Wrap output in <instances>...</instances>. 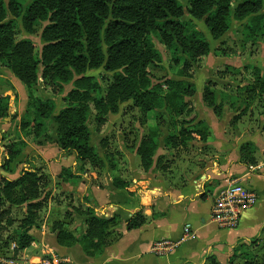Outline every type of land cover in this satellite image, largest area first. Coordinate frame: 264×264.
Returning a JSON list of instances; mask_svg holds the SVG:
<instances>
[{"label": "trees", "instance_id": "trees-1", "mask_svg": "<svg viewBox=\"0 0 264 264\" xmlns=\"http://www.w3.org/2000/svg\"><path fill=\"white\" fill-rule=\"evenodd\" d=\"M26 2L0 0V63L28 88L36 84L39 76L51 84H71L65 97L66 106L55 117L58 144L64 152L75 153L78 160H88L94 166L100 156L90 145L88 121L92 107L98 113L99 123H105L108 114L116 113L119 105L129 100L143 112L164 107L178 115L189 112L186 98L194 92L190 83L152 81L148 68L162 62L153 38H159L174 63L180 64L186 59L197 62L210 50L207 37L193 20L184 19L186 14L198 20L207 18L208 30L216 40L230 29L236 3L235 16L239 20L255 15L254 28L264 25V13L256 15L264 8V0H189L187 7L180 0H34L27 6ZM18 18L28 33H34V26L48 21L42 32L41 54L32 40L19 38ZM99 69L105 71L99 78L87 74ZM254 76L256 84L249 92L259 87L264 95V74L256 69ZM163 85L167 86V93ZM213 95L207 86L203 99L217 112L220 107ZM34 104L43 118L55 110L53 103L47 105L41 99ZM8 109L9 100L0 96V120ZM194 135L202 141L206 139L197 127L184 126L178 135L166 139L167 146H187ZM157 147L152 137L144 136L137 148L145 172L153 166ZM49 185L48 179L38 176L35 170L24 171L15 180L0 172V231L7 233L14 223L15 219L9 217L13 209L25 208L16 229L1 239L3 255L10 252L12 244L16 245L13 257L32 245L34 238L30 232L41 225L39 212L44 207L41 192ZM124 186L127 187L126 184L115 187ZM80 215L86 216V227L79 237L66 228L65 222H52L50 229L60 246L78 244L87 256L96 257L122 237L118 215L97 217L90 208ZM146 221L144 213L138 212L127 221L126 228L128 231L140 228ZM208 264L221 263L215 257H208Z\"/></svg>", "mask_w": 264, "mask_h": 264}, {"label": "rangeland", "instance_id": "rangeland-1", "mask_svg": "<svg viewBox=\"0 0 264 264\" xmlns=\"http://www.w3.org/2000/svg\"><path fill=\"white\" fill-rule=\"evenodd\" d=\"M180 1L184 7L188 6L189 0ZM33 2L27 0L26 6ZM237 6L236 3L230 29L218 40L209 32L207 18L198 20L185 15L184 19L193 20L210 44L209 53L197 62L186 59L183 63H174L161 40L153 38L162 62L160 66L148 68L152 81L154 84H164L169 80L190 83L194 92L186 98L189 112L178 115L166 107L143 112L133 100H129L120 104L116 113L108 114L105 123H99L98 113L92 107L88 127L90 145L100 156L97 166L88 160H78L75 153L64 152L58 144L55 117L66 106L65 97L72 88L71 84H51L39 76L36 84L28 88L0 63V96L9 100V109L0 120V172L7 179L15 180L22 172L35 170L38 176L48 179L50 185L41 192L44 207L39 212L40 224L48 221L51 227L53 221H63L66 228L76 234L83 224L85 231L86 216L80 213L86 209L79 205L76 193L59 187L63 182H70L76 191L79 185L77 179L84 176L85 170H89L90 180L95 179L106 189V183L130 187L132 180L137 178L136 173L159 172L169 182L179 183L184 175L201 173L208 162L222 154L221 148L225 152L231 151L230 156L235 154L234 162L256 169L264 167V95L259 87L253 93L249 92L256 84V69L264 74V25L257 24V29L254 28L255 15L239 20L235 16ZM263 13L264 8L256 15ZM17 22L19 38L32 40L41 54L44 46L42 32L48 21L34 26V33L26 31L21 18ZM104 73L103 69L87 72L98 78ZM207 86L220 107L217 112L208 107L203 99ZM163 89L167 93L166 85ZM37 99L47 102V105L54 104L55 110L50 116L43 118L39 115L34 104ZM184 126L197 127L206 136L205 141L194 135L187 146H167L166 139L178 135ZM144 136L152 137L158 146L153 166L148 172L142 169L137 155ZM225 155H221L220 159ZM173 179L179 182H172ZM115 186L121 190L127 188ZM24 209L12 210L9 217L15 220L12 225H6V228L9 226L7 233L0 231V248L1 239L19 225ZM119 220L121 226L124 223L121 216ZM251 243L236 247L223 264L264 263V242ZM11 249L14 248L11 246L9 251L12 252ZM11 252L3 255L0 250V259L8 257Z\"/></svg>", "mask_w": 264, "mask_h": 264}, {"label": "crops", "instance_id": "crops-1", "mask_svg": "<svg viewBox=\"0 0 264 264\" xmlns=\"http://www.w3.org/2000/svg\"><path fill=\"white\" fill-rule=\"evenodd\" d=\"M220 150L221 155H226L221 159V155L216 156L195 176L184 175L180 182L172 180L179 183L169 182L159 172L136 173L130 187L121 190L106 183V189L95 179L90 180V172L85 170L84 176L77 179L76 191L70 182L59 187L76 193L79 205L85 209L94 208L106 218L121 216L124 223L119 229L120 240L102 255L89 257L78 244L60 246L49 222L45 221L30 232L34 238L30 247L17 257L12 255L16 247L11 249L9 257L1 258L0 264H39L45 257L65 260L68 264H208V257L225 263L236 247L253 241L264 242V167L256 169L234 162L235 154L230 156L231 151ZM232 178L255 190L258 202L243 215L238 228L224 230L213 221L211 213L215 193ZM141 211L147 217L146 223L128 231L127 221ZM187 226L190 236L183 239ZM81 230L76 234L78 237L84 232ZM162 241L177 245L167 253L157 254L152 247Z\"/></svg>", "mask_w": 264, "mask_h": 264}, {"label": "built area", "instance_id": "built-area-1", "mask_svg": "<svg viewBox=\"0 0 264 264\" xmlns=\"http://www.w3.org/2000/svg\"><path fill=\"white\" fill-rule=\"evenodd\" d=\"M258 202V195L252 188L246 187L238 179H230L221 187L214 197L212 219L220 229L234 230L239 227L243 215ZM190 236V228H185L183 239ZM177 243L162 241L156 243L152 250L164 254L176 247ZM15 244L13 248H15ZM39 264H68L65 260L45 257Z\"/></svg>", "mask_w": 264, "mask_h": 264}]
</instances>
